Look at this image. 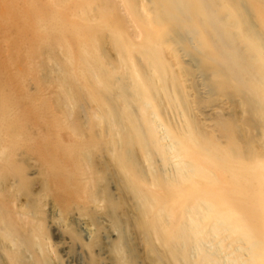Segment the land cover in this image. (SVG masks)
<instances>
[{
	"label": "bare ground",
	"instance_id": "1",
	"mask_svg": "<svg viewBox=\"0 0 264 264\" xmlns=\"http://www.w3.org/2000/svg\"><path fill=\"white\" fill-rule=\"evenodd\" d=\"M1 1L0 264H264V0Z\"/></svg>",
	"mask_w": 264,
	"mask_h": 264
},
{
	"label": "rangeland",
	"instance_id": "2",
	"mask_svg": "<svg viewBox=\"0 0 264 264\" xmlns=\"http://www.w3.org/2000/svg\"><path fill=\"white\" fill-rule=\"evenodd\" d=\"M2 5L3 3L0 0V7ZM7 52H8L7 46H4L2 48V55L4 56L5 53ZM29 157H31V159L29 160L30 168L28 172H29V175L34 179V182H35L34 187L38 188L39 180H40L39 163L34 158L38 156L34 154V155H29ZM46 200L48 202L46 209L48 212L50 237L52 238L53 242H56L57 244H59L58 245L59 249L63 248V251H61V253L66 252L62 257L63 264H79V263L82 264L81 262H83V264H89L90 262L86 256V252L84 251L80 243L88 236V233L91 230L90 228H93V227L86 226L83 219L77 218V214L75 210L68 213L65 217H62L58 206L53 203L52 197L49 196V198H47ZM100 218L103 221L102 222L103 241L105 240V242L106 241L108 242L110 239L116 238V235H117L116 232L114 231L108 232V230H106V227L108 226L105 225L104 223L109 224V221L104 216ZM69 229H73L74 232L76 231L78 233V237L71 235V232L69 231ZM134 240L135 239L133 236V241ZM135 241H136L135 247L138 253L137 263L138 264H149L145 257L144 246L138 241V239H136ZM105 255L106 253H104L103 250H101L100 255H99L100 262L102 264H111L110 261L105 257Z\"/></svg>",
	"mask_w": 264,
	"mask_h": 264
}]
</instances>
